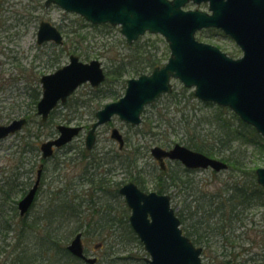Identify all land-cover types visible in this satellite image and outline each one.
I'll use <instances>...</instances> for the list:
<instances>
[{
  "label": "rangeland",
  "instance_id": "rangeland-1",
  "mask_svg": "<svg viewBox=\"0 0 264 264\" xmlns=\"http://www.w3.org/2000/svg\"><path fill=\"white\" fill-rule=\"evenodd\" d=\"M45 1L0 0V125L22 118L27 120L22 129L0 141V249H5V253L0 255V264L7 263L17 247L37 250L41 245L42 225L47 222L40 218H44L55 201L56 204L66 201L78 211V215L70 222L58 221L51 225L58 238L69 236V232L78 225L83 232L88 228H96L95 232L85 233L84 241L87 254L98 257L97 264H111L118 254L144 256L145 250L135 243L117 245L115 234L109 236L111 229L108 224L101 228V223L115 217V213L117 217L123 216L126 204L122 196L114 199L110 194L102 193L99 188L101 180L106 181L110 190H113L119 184L129 182L133 173L145 191H153L161 172L158 162L151 155V148L162 145L166 140L172 141L171 147L176 143L186 145L188 134L215 132L216 126L208 118L211 120L218 105H207L197 97H192L193 89L174 81V96L165 94L149 106L143 114L144 126L130 127L116 116L98 129L94 149L87 150L86 137L92 123L96 121V112L120 99L125 93L126 83L106 81L98 88L85 84L43 122L37 114L38 102L33 104L36 90H41L40 79L67 64L70 55L77 54L84 62L100 60L110 81L108 73L114 67L115 60L129 55L130 49L121 27L96 29L83 23L78 14L66 12L56 5L47 8ZM186 8L208 10L206 5L194 3H189ZM43 21L60 28L66 45L55 47L52 43L38 44V29ZM72 30H77L78 36L71 34L68 37L66 32ZM202 34V41L220 47L233 57L242 55L240 48L229 37L208 30L201 32L200 36ZM143 40H149V43L157 44L161 49L168 45L161 35L146 34ZM77 46L82 54L89 53L90 58L78 53L80 50L74 52ZM56 58L60 60L59 64ZM138 76L130 73L124 79ZM228 114L231 116V113ZM59 125L82 127V131L72 142L62 148H55L52 157L44 159L41 145L59 136ZM115 128L126 140L122 150L111 137ZM247 149L253 161L251 166L264 167V151L251 145ZM125 157H128L125 166L136 161L132 168H127L128 173L119 162ZM104 162L105 165L99 169L94 168V165ZM137 164L141 172L137 171ZM41 165L43 175L36 201L30 212L21 216L18 203L34 185ZM167 171L168 177L172 175L181 183L180 186L169 188L167 193L172 197L173 207L182 212L187 220L183 224L186 229H191L194 223L190 212L195 213L194 206L197 203L205 205L211 194L224 191L242 175L234 173L231 168L220 172L212 169L187 170L180 162L170 161L167 162ZM109 205L117 208L110 209ZM107 209L117 211L108 213ZM243 216L239 227L236 224L231 234L228 233L234 236L230 240L224 239L221 232L213 231L209 234V240L200 245L204 250V264H223L222 261L226 259L233 260L232 264H264V207L251 208ZM25 224L34 225L33 236L24 238L23 244H19L17 232H21ZM202 225L205 229L206 222ZM212 225L215 226L214 222ZM74 235L69 237L68 243ZM110 242L113 243L112 247Z\"/></svg>",
  "mask_w": 264,
  "mask_h": 264
},
{
  "label": "water",
  "instance_id": "water-1",
  "mask_svg": "<svg viewBox=\"0 0 264 264\" xmlns=\"http://www.w3.org/2000/svg\"><path fill=\"white\" fill-rule=\"evenodd\" d=\"M191 1L209 2L211 13L185 10ZM45 4L58 5L93 24L121 26L129 45L147 32L161 34L169 44L171 55L166 64L156 67L151 74L129 79L125 95L96 113L97 121L86 138L89 149L96 141L97 128L115 115L139 125L145 106L172 92V79L187 88H195V95L203 101L230 107L264 139V0H46ZM206 28L221 29L235 40L244 56L234 59L219 47L199 41L196 33ZM49 41L62 44L63 35L56 26L43 21L38 30V44ZM105 79L100 60L83 62L77 55H71L67 65L41 78L43 94L37 105L38 114L46 121L58 103H65L81 85L89 82L98 87ZM26 123L22 118L0 125V140ZM58 129L60 137L41 146L44 158L53 155L54 146L65 145L81 131V127L63 125ZM111 136L122 149L125 141L120 131L113 129ZM151 152L163 169L165 158L179 160L188 169L228 168L227 163L179 143L171 149L156 146ZM41 173L39 170L35 185L19 202L22 216L34 203ZM256 174L258 183L264 187V167L258 168ZM120 193L131 210V226L150 255L148 264H204L203 249L184 234L169 194L147 193L134 182L125 184ZM68 249L87 263L94 264L97 260L85 255L82 233L76 235Z\"/></svg>",
  "mask_w": 264,
  "mask_h": 264
},
{
  "label": "trees",
  "instance_id": "trees-1",
  "mask_svg": "<svg viewBox=\"0 0 264 264\" xmlns=\"http://www.w3.org/2000/svg\"><path fill=\"white\" fill-rule=\"evenodd\" d=\"M81 21L86 25L92 26L96 29L102 30V28H112L109 25H89L83 18H81ZM209 32L212 33L215 31L210 30ZM66 34L68 37L71 34L73 36H78L77 30L67 31ZM203 36L204 35L202 34L201 37ZM77 42L80 43V40H77ZM64 45H66V43H64ZM129 49V55L123 56L120 59L117 58L115 60L114 67H112L110 74L108 73V76H110L111 79L110 81H108L107 79V82H115L116 84L126 83L127 79L124 78L127 74L132 73L141 75L143 73L151 71L155 67L162 65L164 60L167 59L170 54L167 45L165 49H161L159 45L149 43V40H143V37H141L132 46H129ZM79 50L80 47L77 46L74 52H78ZM161 50L163 51L160 53ZM78 53H80L82 56L85 55L86 58H90L89 53L82 54L81 50ZM56 60H58L56 63L59 64L60 60L57 58ZM41 94L42 91L37 89L33 98L34 105L40 99ZM171 96L174 95L171 94ZM191 96L194 97V93ZM179 102H181V100ZM206 104L209 105L210 103ZM228 113H231V116ZM210 118L211 120L208 118L209 122L216 126L215 132L208 134L202 131H198L194 134H188L185 142L186 146L191 149L203 152L209 156H219L220 159L226 161L229 164V168H231L234 173L238 172L242 175L240 179H235L230 185L227 184L228 186L224 191L211 194L207 200L208 203H206L205 205H199L197 203L194 206V210H196L195 213L190 212L191 218L194 220V223L191 224V229L190 227L189 229L183 227V224H185L187 220L184 218L182 212L177 211V214L181 219L185 234L190 237V239L197 246L203 244L205 240H209V234L213 231L221 232L224 239H226L227 241L230 240L232 236L230 235V232L233 231L236 224H241L244 219L243 215L245 212H247L251 208L264 207V188L257 183L255 172L256 168L254 166H251V164L253 163L252 159H250L251 153L249 154L247 151L248 145L256 146L264 151V141L261 135L257 133L255 128L244 123L232 111L229 112L228 108L217 107V111L213 115H211ZM142 126H144V123L142 124ZM142 129L141 131L143 133L144 131ZM170 143H172V141L166 140L162 142V145H160L163 147H170ZM127 159L128 157H125L122 160L120 159L121 165L125 172L128 167L132 168L136 162L133 161L132 165L129 166L126 164L125 166V161H127ZM99 164L100 163L94 165V168L99 169L101 166L105 165V162L100 165ZM136 169L138 172L142 171L138 170V164L136 166ZM128 172L129 171L127 170V173ZM160 172L161 175L158 176V182L153 188L155 191L159 193H167L169 188L173 186H180L181 183L177 178L173 177L172 175H170L169 177L167 176L168 171L160 170ZM108 173L109 170L106 171V174ZM130 178L131 179L129 181L137 183L142 189H144L139 180L134 177L133 173L131 174ZM100 184L101 185L99 186V188L101 189L102 193L106 195L110 194L114 199H118V197H120V184L116 189L113 190H110V186H107L106 181L104 180H101ZM56 203L57 202L55 201L54 204L49 208V211L46 212L44 218H40V220L43 219L47 222L42 225L44 230L39 242V244L41 245H39L37 250L34 251L24 246L17 247L13 250L11 259L7 261V263L1 262V264H54V260L55 264H86L81 259L74 257L67 249L69 237L80 231V226L78 225L74 228L72 227L73 229L69 232L70 235L65 237L66 239H63V237L58 238L56 231L53 230V226H51L58 221H63L65 223L70 222L75 215H78V211H76L77 208H74L66 201H60L58 204ZM109 206L110 209L117 208L113 205ZM107 210L108 213H115L117 211L109 209ZM114 215L115 217H111L110 219L107 218V222L105 221L104 224L101 223V228L103 229L104 226L108 224L109 230L111 229V233L109 234V236H113L115 234L114 238L117 241V245H119L120 243H124L125 245L129 243H135L137 247L140 248L141 246V249L145 250L143 244L130 225V211L127 205H124L123 216L117 217L116 213ZM205 222L206 228L204 229L202 224ZM213 222L215 226L212 225ZM61 227L62 226H60V228ZM20 231L21 232H17V236L20 239L18 241L19 244H23L24 238L33 236L32 234L34 231V225L25 224ZM91 231L95 232L96 228H88L87 231H84V233L89 234ZM228 233L230 234L228 235ZM5 238H7V235L5 236ZM110 245L112 247L113 243H111ZM144 252V256L141 257L138 254H135V256H121L120 254H118L116 255L115 259L111 261V264H122L123 262L126 264H147V253L146 251ZM3 253H5L4 248L0 249V255ZM225 256H228V254H225ZM222 262L223 264H232L233 260L226 259Z\"/></svg>",
  "mask_w": 264,
  "mask_h": 264
},
{
  "label": "flooded vegetation",
  "instance_id": "flooded-vegetation-1",
  "mask_svg": "<svg viewBox=\"0 0 264 264\" xmlns=\"http://www.w3.org/2000/svg\"><path fill=\"white\" fill-rule=\"evenodd\" d=\"M84 239V238H83ZM84 247H85V251L87 252V248L85 246V241H84ZM88 253V252H87ZM89 255V254H88ZM96 257V256H95ZM97 258V257H96Z\"/></svg>",
  "mask_w": 264,
  "mask_h": 264
}]
</instances>
